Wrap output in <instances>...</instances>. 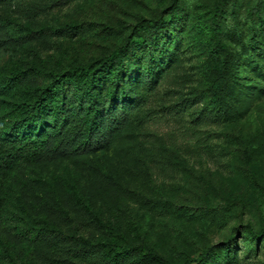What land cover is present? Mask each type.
Wrapping results in <instances>:
<instances>
[{
  "label": "rangeland",
  "instance_id": "obj_1",
  "mask_svg": "<svg viewBox=\"0 0 264 264\" xmlns=\"http://www.w3.org/2000/svg\"><path fill=\"white\" fill-rule=\"evenodd\" d=\"M0 16L30 30L22 47L0 53V70L10 62L32 81L127 46L144 72L151 41L135 35L175 22L159 40L169 69L129 131L85 157L21 169L14 198L40 204L38 218L70 242L106 239L163 264L201 254L207 264H264V244L241 241L264 232V0H10ZM214 16L234 61L226 110L210 101ZM88 124V104L69 94L56 131L77 147ZM231 238L236 256L223 245Z\"/></svg>",
  "mask_w": 264,
  "mask_h": 264
},
{
  "label": "trees",
  "instance_id": "obj_2",
  "mask_svg": "<svg viewBox=\"0 0 264 264\" xmlns=\"http://www.w3.org/2000/svg\"><path fill=\"white\" fill-rule=\"evenodd\" d=\"M9 4L10 0H0V7ZM170 24L175 22H148L145 34L135 35L136 42L151 41L144 55L148 64L144 72L134 63L130 46L97 60L75 62L64 72L36 73V81L10 62L0 70V264L164 263L150 251L106 239L70 242L61 227L49 225L46 216L38 218L40 204L30 206L14 198L13 192L14 177L21 169L85 157L129 131L132 113L147 103L169 69L172 53L159 47V40ZM212 25L207 58L210 101L226 110L234 61L221 39L216 16ZM21 26L20 20L0 16V53L13 52L25 44V31L30 30ZM69 94L88 104L90 124L83 128V143L77 147L56 131ZM242 235V243L249 240L256 249L259 243L264 244V232L244 231ZM223 245L226 253L237 255L235 238ZM206 259L201 254L199 261L185 264H207Z\"/></svg>",
  "mask_w": 264,
  "mask_h": 264
}]
</instances>
